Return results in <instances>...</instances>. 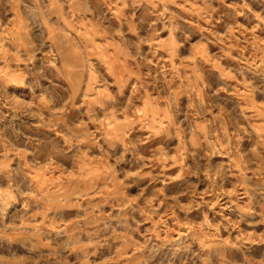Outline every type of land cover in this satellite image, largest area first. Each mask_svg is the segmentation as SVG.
I'll return each mask as SVG.
<instances>
[{
  "label": "rangeland",
  "instance_id": "obj_1",
  "mask_svg": "<svg viewBox=\"0 0 264 264\" xmlns=\"http://www.w3.org/2000/svg\"><path fill=\"white\" fill-rule=\"evenodd\" d=\"M0 264H264V0H0Z\"/></svg>",
  "mask_w": 264,
  "mask_h": 264
}]
</instances>
